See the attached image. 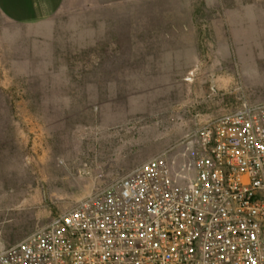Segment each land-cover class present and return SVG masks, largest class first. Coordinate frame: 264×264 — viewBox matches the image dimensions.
I'll list each match as a JSON object with an SVG mask.
<instances>
[{"label":"rangeland","instance_id":"374dc122","mask_svg":"<svg viewBox=\"0 0 264 264\" xmlns=\"http://www.w3.org/2000/svg\"><path fill=\"white\" fill-rule=\"evenodd\" d=\"M156 6L0 18V249L180 150L199 124L264 101V7L230 24L228 10ZM178 11L189 24L163 23Z\"/></svg>","mask_w":264,"mask_h":264},{"label":"built area","instance_id":"2783aa9c","mask_svg":"<svg viewBox=\"0 0 264 264\" xmlns=\"http://www.w3.org/2000/svg\"><path fill=\"white\" fill-rule=\"evenodd\" d=\"M0 264H264V101L199 124Z\"/></svg>","mask_w":264,"mask_h":264},{"label":"crops","instance_id":"0c3cea01","mask_svg":"<svg viewBox=\"0 0 264 264\" xmlns=\"http://www.w3.org/2000/svg\"><path fill=\"white\" fill-rule=\"evenodd\" d=\"M198 1V5L196 2ZM164 4L165 9L180 10L189 8H204L217 10V18H221V11L228 10L224 16L230 18V24H249L251 21H238V18L248 19L253 15L251 10L264 7V0H0V18L8 23L17 25H38L48 23L68 13L81 10H103L112 7L126 8L132 5L140 8L142 3ZM171 17L164 24H189L190 12L183 14L178 11L171 13ZM216 17V16H215Z\"/></svg>","mask_w":264,"mask_h":264}]
</instances>
